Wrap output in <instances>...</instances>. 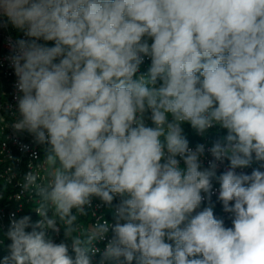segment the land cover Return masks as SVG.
Here are the masks:
<instances>
[{"label":"clouds","instance_id":"obj_1","mask_svg":"<svg viewBox=\"0 0 264 264\" xmlns=\"http://www.w3.org/2000/svg\"><path fill=\"white\" fill-rule=\"evenodd\" d=\"M0 16L29 38L12 127L45 146L20 182L40 219L11 220L0 264H264V171H236L264 168V0H0ZM184 124L227 131L207 168ZM213 178L232 227L196 211ZM93 197L119 198L115 224L79 220Z\"/></svg>","mask_w":264,"mask_h":264},{"label":"built area","instance_id":"obj_2","mask_svg":"<svg viewBox=\"0 0 264 264\" xmlns=\"http://www.w3.org/2000/svg\"><path fill=\"white\" fill-rule=\"evenodd\" d=\"M19 39H29L24 33L13 27L5 17L0 16V245L5 244L9 239L6 237V232L9 228L12 219H19L25 215L31 217L33 223L37 222L40 217L32 210L37 205L35 199L37 197L34 193H28L21 189L20 182L23 176L31 171L29 164L35 167L44 157V145L35 143L34 137L28 132H18L12 125L19 116L17 97L20 95L17 89V77L14 72L10 57L13 54V46ZM47 46H54V42H45L42 39L38 41ZM151 65V59L147 56L143 57V62L139 67L138 75L147 76ZM150 115V112L148 113ZM148 126H152L150 120H146ZM183 134L189 142V147L195 150L198 144L205 147V153L201 157L202 168H207L209 162L213 160L208 149L218 140H223L227 135V131L221 127L214 126L209 129L203 136L189 125H182ZM229 161L225 160L222 163L217 162V176L227 170ZM183 167V161L181 160ZM260 168V162H253L250 167L244 169H237L236 171L251 174L254 169ZM10 170V171H9ZM11 177V179H10ZM212 195L209 202L207 194L201 206L207 207L209 203L213 206L214 216L218 219H223L225 227H232V214L227 213L223 209L222 202L219 201V182L212 179ZM17 196L20 199H17ZM119 202V198L114 199L113 206H107L102 203L99 198H92V207L87 209L89 215L79 217V220L87 226V224H94L97 220L103 222L107 220L109 224H115L114 213L115 205ZM199 208L196 211H201ZM49 216L52 212L49 211ZM195 214V213H194ZM59 226V225H58ZM48 235L56 243L64 240L63 228L59 234L53 233L49 230ZM111 231L107 234L104 241L96 242L95 246L103 249L108 239H111ZM71 253V248H69ZM74 255V254H73ZM99 256L94 257L98 260ZM135 264V261L133 262Z\"/></svg>","mask_w":264,"mask_h":264},{"label":"trees","instance_id":"obj_3","mask_svg":"<svg viewBox=\"0 0 264 264\" xmlns=\"http://www.w3.org/2000/svg\"><path fill=\"white\" fill-rule=\"evenodd\" d=\"M10 243H11V241L8 240L7 242H5V244L0 245V260H2L3 257L8 254L7 245L10 244Z\"/></svg>","mask_w":264,"mask_h":264},{"label":"rangeland","instance_id":"obj_4","mask_svg":"<svg viewBox=\"0 0 264 264\" xmlns=\"http://www.w3.org/2000/svg\"><path fill=\"white\" fill-rule=\"evenodd\" d=\"M201 208H203V206H201Z\"/></svg>","mask_w":264,"mask_h":264}]
</instances>
